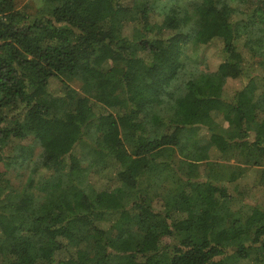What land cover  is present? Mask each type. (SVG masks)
Wrapping results in <instances>:
<instances>
[{"label": "trees", "instance_id": "obj_1", "mask_svg": "<svg viewBox=\"0 0 264 264\" xmlns=\"http://www.w3.org/2000/svg\"><path fill=\"white\" fill-rule=\"evenodd\" d=\"M34 4L0 0V264H264L227 163L264 166V0Z\"/></svg>", "mask_w": 264, "mask_h": 264}, {"label": "rangeland", "instance_id": "obj_2", "mask_svg": "<svg viewBox=\"0 0 264 264\" xmlns=\"http://www.w3.org/2000/svg\"><path fill=\"white\" fill-rule=\"evenodd\" d=\"M165 1L167 0H159L160 4L164 3ZM27 2H33L35 3L34 5L35 6H39L42 4V0H19V5L18 7H22L24 4H26ZM216 51V48L214 46H205V47H202L200 52H199V55H200V59L199 62L201 63L199 65L200 68H204V69H213V64H215L216 61H218V58L215 56L214 52ZM248 59H249V56L247 55ZM237 84H234V87L236 86ZM74 86H76L79 90H81L79 87V83L77 84H74ZM50 90L54 93V94H58L59 93V90H60V83L57 81V79L53 80L52 82V85L50 87ZM229 90V89H228ZM228 93H231V91H228ZM202 134L205 135V131L203 130L202 131ZM189 136H184L183 137V141L186 142L189 138ZM92 139V138H91ZM87 141L90 142L91 140L87 137ZM22 144L26 145V146H33L35 148V157H32L33 161L35 160L36 158V155L41 151V148L39 145H36V141L33 137L27 139V140H24V141H21ZM88 144L89 143H85V142H81V144H79V147L77 148V152L80 154L81 158H83V163L86 165L87 164V160H86V151L88 149ZM12 153L14 154L15 152L12 150ZM218 156L212 158V159H216V160H221L217 158ZM32 160L29 161V163L27 164V166L20 170V175L19 177H15L13 179V183L18 185L19 183H24L27 178L29 177L30 175V169L31 167L33 166L34 162ZM223 162L225 160H222ZM228 164L230 165H242V166H246L245 168H247V173L246 175L242 178V180L240 179V183H241V186L244 185V183L247 185V186H253V184L258 180V177H259V173L261 170L264 169V166H255L253 167L252 165H245V164H241L239 163L236 159H231L230 161L227 162ZM264 188V187H263ZM253 189H257L256 187L253 188ZM253 189L249 191V193L253 192ZM158 189L156 187H154L152 190H151V198L153 199V203L154 205L157 207V208H160L161 205H162V198L160 197V194L158 195ZM248 194V193H247ZM246 194V195H247ZM256 195H251V194H248L247 195V200L249 202H251L252 204H257L259 202V200L264 196V189H263V195L261 192L259 191H256L255 192Z\"/></svg>", "mask_w": 264, "mask_h": 264}]
</instances>
